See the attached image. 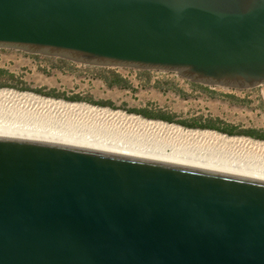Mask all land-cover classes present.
Wrapping results in <instances>:
<instances>
[{"label":"water","instance_id":"95a60500","mask_svg":"<svg viewBox=\"0 0 264 264\" xmlns=\"http://www.w3.org/2000/svg\"><path fill=\"white\" fill-rule=\"evenodd\" d=\"M0 47L264 86V0H0ZM0 264H264V178L0 131Z\"/></svg>","mask_w":264,"mask_h":264},{"label":"rangeland","instance_id":"374dc122","mask_svg":"<svg viewBox=\"0 0 264 264\" xmlns=\"http://www.w3.org/2000/svg\"><path fill=\"white\" fill-rule=\"evenodd\" d=\"M0 88L108 107L188 129L213 130L227 136L264 140L243 132L228 133L214 127L181 122L210 121L218 126L264 131V86L261 85L246 88L206 85L172 71L90 65L0 47ZM74 95L76 98L72 97ZM133 107L163 113L171 119L145 116L131 110Z\"/></svg>","mask_w":264,"mask_h":264},{"label":"bare ground","instance_id":"6f19581e","mask_svg":"<svg viewBox=\"0 0 264 264\" xmlns=\"http://www.w3.org/2000/svg\"><path fill=\"white\" fill-rule=\"evenodd\" d=\"M0 131L264 178V140L0 88Z\"/></svg>","mask_w":264,"mask_h":264},{"label":"trees","instance_id":"16d2710c","mask_svg":"<svg viewBox=\"0 0 264 264\" xmlns=\"http://www.w3.org/2000/svg\"><path fill=\"white\" fill-rule=\"evenodd\" d=\"M72 97L76 98V95H74ZM131 110L139 112L145 116H157V117L163 118V119H168V120L171 119V117H169L168 115H165L163 113H152L145 108H134L133 107V108H131ZM181 122H183V124H186V125L197 124L199 126L214 127V128H217L219 130H223V131L228 132V133H231L234 131L243 132V133L249 134L251 136L264 139V131H261V130L255 129V128L235 129L232 125L218 126V125L213 124L210 121L199 122V123H191V122H185V121H181Z\"/></svg>","mask_w":264,"mask_h":264}]
</instances>
